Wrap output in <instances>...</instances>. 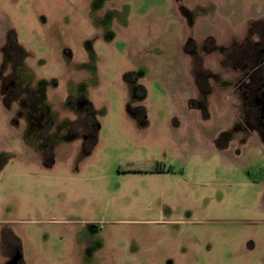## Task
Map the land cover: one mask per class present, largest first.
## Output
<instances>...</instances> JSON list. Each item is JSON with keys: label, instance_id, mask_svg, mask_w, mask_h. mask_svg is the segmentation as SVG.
Listing matches in <instances>:
<instances>
[{"label": "rangeland", "instance_id": "obj_1", "mask_svg": "<svg viewBox=\"0 0 264 264\" xmlns=\"http://www.w3.org/2000/svg\"><path fill=\"white\" fill-rule=\"evenodd\" d=\"M263 50L264 0H0V242L21 264H264Z\"/></svg>", "mask_w": 264, "mask_h": 264}, {"label": "flooded vegetation", "instance_id": "obj_2", "mask_svg": "<svg viewBox=\"0 0 264 264\" xmlns=\"http://www.w3.org/2000/svg\"><path fill=\"white\" fill-rule=\"evenodd\" d=\"M260 37V35H259ZM258 37V38H259ZM261 41V39H259ZM257 42L255 46H259L260 44ZM248 47H246L244 50L246 51ZM243 52V49L240 51ZM239 52V53H240ZM264 52V50H263ZM238 53V55H239ZM236 55V56H238ZM235 56V57H236ZM233 58V57H232ZM231 58V59H232ZM237 58V57H236ZM238 60L235 62H228L226 63L227 66L230 69H234L233 77L239 76V84L243 86V80L244 82L249 79V82H251V78L243 79V71H245L249 66V63L243 62V65L238 64ZM247 67V68H246ZM255 67V66H254ZM253 67V68H254ZM258 67V66H256ZM244 95H245V107L248 113L250 115H257L261 122L262 126L264 127V87L262 89H259L257 94H259L257 97L254 96L253 91H257V89H254L253 87V81L251 83H244ZM255 119V118H253ZM258 119V118H257ZM257 119L255 120L257 122ZM259 121V119H258ZM260 127V122L258 123ZM261 128V127H260ZM264 130V129H262ZM159 163H156V166ZM158 171V169H155ZM24 260V253H23V246L22 243L18 240V238L14 235L3 238L0 242V261L1 264H21V262Z\"/></svg>", "mask_w": 264, "mask_h": 264}]
</instances>
